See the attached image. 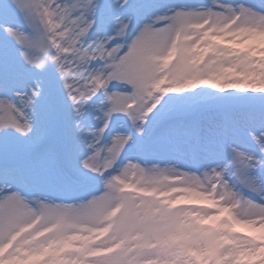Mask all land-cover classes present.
I'll list each match as a JSON object with an SVG mask.
<instances>
[{
	"label": "clouds",
	"instance_id": "clouds-1",
	"mask_svg": "<svg viewBox=\"0 0 264 264\" xmlns=\"http://www.w3.org/2000/svg\"><path fill=\"white\" fill-rule=\"evenodd\" d=\"M125 2L113 0L117 7ZM176 8L186 7L170 6L148 21L136 22L134 31L130 27L121 32L119 17H114L110 32L88 38L83 47L74 43L82 39L81 25H71L69 31L53 13L54 27L47 21L39 25L43 47L48 51L38 70L50 64L59 75L61 66L87 68L88 60L99 58L95 69H88L89 75H99L104 81L95 104L89 105L93 118L100 122L105 121V114L109 118L126 115L130 124L119 134L133 139L144 134L146 125L139 121L138 130L132 116L148 117L149 110L165 116L183 105L186 90H240L264 105V70L257 75H239L238 69L223 68L229 62L245 67L243 58L233 55L241 50L254 51L264 61V0H197L187 8L205 15L188 18L180 33H164L151 42L135 84L113 75L144 24L155 16H170V10ZM209 10L216 14L208 15ZM122 23L133 25L131 18ZM208 45L213 46L211 62L201 59ZM85 51L88 55L82 56ZM202 79L218 87L199 83ZM226 84L244 87L221 91ZM117 92L121 93L118 100L110 99ZM88 94L85 90V99ZM209 94L218 97L217 93ZM114 102L122 110L113 111ZM240 132L250 140L254 135L264 140V125L253 131L244 122L237 134ZM255 157L242 175L233 168L218 178L211 173L205 176L206 168L185 169L176 159L143 160L129 155L121 160L117 154L113 160L106 150L96 156L82 155L76 168L80 175L94 176V191L70 200L43 188L27 195L26 207L18 213L11 230L19 235L12 240L11 231L0 230V264H91L96 259L88 255L92 249L114 246H119L124 264H264V150L258 148ZM159 169L168 171L161 175ZM197 171L198 180L183 175ZM72 183L79 181L73 179ZM94 197L101 199L85 213L63 214L51 207L76 205ZM111 264L120 262L113 260Z\"/></svg>",
	"mask_w": 264,
	"mask_h": 264
},
{
	"label": "snow or ice",
	"instance_id": "snow-or-ice-1",
	"mask_svg": "<svg viewBox=\"0 0 264 264\" xmlns=\"http://www.w3.org/2000/svg\"><path fill=\"white\" fill-rule=\"evenodd\" d=\"M121 7L128 9V12L126 15H114V17H119L120 31L124 32L125 29L130 27L134 31L138 27L137 23L129 26L122 23V21L129 18L133 21L136 9L128 5L127 0ZM6 8L11 11L15 19L12 23H4L5 12L0 9V54H2L0 55V133H4L6 136L11 131L25 135L30 133L34 127L38 103L45 104L51 112L56 109V97L51 89L42 92L38 84H27L23 88L17 86L22 76L21 69L27 67L30 70H38L42 64L41 57H47L48 50L43 47L44 36L39 30L40 23L47 21L50 27H54L51 18L55 13L65 22V27L69 31L71 25H81L79 36L82 39L80 41L74 40V43H79L80 47H83L88 44V38L99 32H110L113 22L107 31H104L98 24V16L102 8L100 0H7ZM170 11L172 15L155 16L150 22L144 24L139 35L129 46L127 53L121 57L120 63L116 65L113 75H122L130 83L135 84L140 66L147 59L148 47L151 42L159 39L164 33H180L183 31L188 18L205 15L200 10L190 8H176ZM213 14L216 13L209 10L208 15ZM207 35L208 33L204 32V36L207 37ZM212 39L218 40L219 38L212 37ZM223 43V41H220V44ZM194 46L198 47L199 44ZM212 47V45L205 47V55L201 57L202 60L211 62ZM87 55L86 51L82 53V56ZM233 55L242 57L245 61V67H240L239 63L229 62L223 65L224 70L237 71L238 69L237 74L239 75L245 73L247 75H257L264 70V61L258 59L254 51L245 52L241 50L240 52H234ZM52 59L56 60L57 57L52 56ZM86 63L87 68L83 66H68L66 68L61 66L58 75L63 93L67 97L66 107L71 110L66 117V128L73 146L74 159H79L86 153L96 156L106 150L112 154L113 160L117 158V154H119V159L122 160L125 157L122 152L126 150V145L130 142L137 144L138 151L143 153V145L139 143L138 138L133 139L127 135H121L118 131L106 132L110 128L109 114H105L106 122L100 121L98 127L89 125L87 129L84 128L86 123L85 114L88 110L86 105H94L95 100L93 98H97L100 89L104 87V81L101 80L99 75H89L88 72V69H95V65L100 63V59L88 60ZM199 83L211 84L214 88L218 87L209 79H202ZM243 87V85L226 84L221 91ZM85 90L89 91L87 99L84 98ZM120 96L121 93L119 92L113 93L110 99L117 101ZM213 99L222 101L226 97L213 95ZM112 110L120 111L122 109L119 103L114 102ZM149 114L151 116L131 117L134 125H138L139 121H143L146 125L142 129L145 136L150 134L151 124L159 116V111L153 114L152 110H149ZM246 123L254 131L255 127L264 125V116H261L258 120L246 121ZM138 130H141L139 125ZM85 131L90 132V136H85ZM230 131V128L225 126L218 134L228 135ZM250 141L255 146L254 150H249L243 142L239 141L234 132L231 133V138L226 141L221 140L215 150L208 152V159L215 166H205L204 168L207 171L204 175L209 176L211 173L219 178L225 171L231 172L233 168H236L237 173L242 175L247 165L255 160V153L258 148L264 150V140L254 135ZM138 157L149 160L142 155ZM84 163L87 165V160ZM108 163H111V161ZM132 166L135 167L136 165ZM194 167L198 170L200 166L194 165ZM158 171L161 175H164L168 170L159 169ZM23 174V168L15 163H5L0 166V230L8 229L11 231L13 229L18 213L26 207L25 197L34 191L33 187L22 178ZM183 175H190L194 180L199 179L198 171L197 173H184ZM89 191H94V189H89ZM99 199L101 197H94L92 200L83 201L76 205L57 204L51 207L63 214L85 213L90 211ZM45 207L49 206L45 205ZM17 235H19L18 232L11 231L12 240ZM8 246L4 245V247ZM88 255L96 258L91 264H111L113 260L124 264L121 260L119 246L94 248ZM63 259L67 260L69 257H63Z\"/></svg>",
	"mask_w": 264,
	"mask_h": 264
},
{
	"label": "rangeland",
	"instance_id": "rangeland-1",
	"mask_svg": "<svg viewBox=\"0 0 264 264\" xmlns=\"http://www.w3.org/2000/svg\"><path fill=\"white\" fill-rule=\"evenodd\" d=\"M196 2L197 0H127V4L136 9L133 23L147 21L156 13L163 12L170 6L183 5L186 7ZM248 2H252V0H248ZM6 4L7 0H0V8L8 10ZM100 4L102 8L98 16V24L104 31L109 29L115 14L126 15L128 12L126 8L117 7L113 0H100ZM3 22L5 23L4 18ZM43 71L51 78V84L42 80L36 73L28 71L21 76L17 86L23 88L27 84H38L42 92L51 89L60 105V114L56 116L55 112H51L45 104L38 103V119L36 117L34 127L30 133L20 135L10 131L8 140L0 137V162L19 163L25 167L27 176L38 182L43 189L56 193L58 198L75 199L86 195L89 189L94 188L95 178L94 176L80 175L77 171L76 161L78 159H74L73 146L66 128V117L71 111L66 107L67 97L63 93L62 84L55 69L49 64ZM115 86L119 87L118 85ZM200 87L205 88L206 86ZM186 91L188 95L183 105L165 116H158L151 124L150 134L141 136L146 143V154L142 155L136 152L134 144L130 142L126 145V150L122 152L123 156L142 155L149 160H162L166 156L168 159L180 160L181 165H184L185 168L196 169L194 165H199L200 169L205 167L204 161L208 158V152L215 150L221 140L226 141L231 138L232 132L249 150L255 149L248 136L244 132L237 134V131L241 129L244 122L258 120L261 116H264V113L261 112L264 105L240 90H226L223 93H219L218 90H209V93H217L218 97H226L222 101H216L213 99V95L198 89ZM93 99L96 102V98ZM233 104H245L247 108H239L238 105ZM86 107L88 110L85 114L86 123L84 128L87 129L89 125L98 127L100 122L93 118L95 113L88 105ZM222 108H226L228 111V115L224 113L231 130L228 135L218 134L223 129L222 121L225 117ZM122 115L126 117L125 120L120 117ZM149 115L151 116V114ZM117 120L120 124L116 125L118 127L116 131H126L127 121H130L129 118L124 114H113L110 118V128L106 132L113 130L111 124ZM191 120L196 121L198 125L199 132L197 136H194L191 131ZM84 134L90 136V132L85 131ZM57 137L62 143V153L66 166L75 176L85 182L83 186L73 188L72 185L66 182L63 183V178L58 173L53 151L54 143L56 147L60 146L56 142ZM244 141L249 142L250 145L245 144ZM29 144L40 145L27 155L24 149ZM167 146L170 147L169 152ZM180 148L184 151L183 154L179 152ZM63 186H66L68 191H65Z\"/></svg>",
	"mask_w": 264,
	"mask_h": 264
},
{
	"label": "bare ground",
	"instance_id": "bare-ground-1",
	"mask_svg": "<svg viewBox=\"0 0 264 264\" xmlns=\"http://www.w3.org/2000/svg\"><path fill=\"white\" fill-rule=\"evenodd\" d=\"M193 5H195V3L186 6V8L189 7V6H193ZM178 7H179V5H178ZM118 124H120V122H119L118 120H117V121H114V122L111 124V127L113 128L112 131H116V129L118 128V127H117ZM116 125H117V126H116ZM119 127H120V126H119ZM84 135H85V134H84ZM85 136H86V135H85ZM0 137H3V138H5V139L8 140L9 135L7 134V135L5 136L4 133H0ZM167 149H168V152H169V151H170V147L167 146ZM167 149L164 150V151L166 152ZM41 155H42V154H41ZM169 159H171V158H169ZM169 159L165 156L161 161H163V160H169ZM176 160H178V159H176ZM204 163H205V166H206V167H212V166H215V164H214L213 162H211L208 158H206V160L204 161ZM180 166L183 167V168H185L184 165H180ZM185 169H191V168L188 167V168H185Z\"/></svg>",
	"mask_w": 264,
	"mask_h": 264
}]
</instances>
